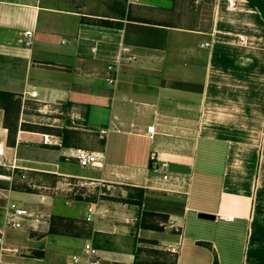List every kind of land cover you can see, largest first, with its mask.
<instances>
[{"label": "crops", "instance_id": "1", "mask_svg": "<svg viewBox=\"0 0 264 264\" xmlns=\"http://www.w3.org/2000/svg\"><path fill=\"white\" fill-rule=\"evenodd\" d=\"M195 3L0 0V225L31 212L0 264H87L88 241L97 264H264V0H212L205 21ZM63 177L93 184L56 193ZM90 204L106 213L86 224Z\"/></svg>", "mask_w": 264, "mask_h": 264}, {"label": "built area", "instance_id": "2", "mask_svg": "<svg viewBox=\"0 0 264 264\" xmlns=\"http://www.w3.org/2000/svg\"><path fill=\"white\" fill-rule=\"evenodd\" d=\"M32 32L26 31L24 32V36L27 37L29 40L24 41V45L27 48L32 46ZM204 47H209L208 43L203 44ZM135 61V57L128 52V49L122 47L119 51L113 56L111 62L107 65L106 71L108 72L109 76L106 79L108 85L112 87H116L118 84V74L120 67L123 64L132 63ZM29 97L35 99L37 97V92L32 91L29 94ZM147 132L149 134L153 133V128L148 127ZM107 131L100 130V135L105 136ZM43 144L44 145H51L52 142L48 140L47 136L43 137ZM55 145H60L57 141L54 143ZM71 158L76 160L78 166L82 169H91V168H98L102 165L103 157L95 152L87 151L83 148H75L71 151L70 155ZM151 167L154 171L162 172V179L167 180L168 175L166 174L167 170V163L159 162L154 154L150 156ZM15 167L8 168V172H10L9 176L0 175V179H11L12 172L14 171ZM93 181H87L84 179H80L78 177H63L60 185L56 188V193H66L70 196H77L79 190L90 187ZM106 210H101L97 204H90L85 212L84 222L86 224L94 223L98 217L105 214ZM31 217V212L25 208H21L16 206L15 204H10L5 209V214L3 218V223L0 225V254L4 251L2 247V238H3V230L6 228L12 229H20L23 227L24 222ZM166 252L170 254H178L179 246L176 244H169L165 247ZM83 254L89 259L87 264H97L94 260L98 256V250L95 249L91 242H86L82 248ZM15 252V251H13ZM72 264H77L78 258L73 256L71 258Z\"/></svg>", "mask_w": 264, "mask_h": 264}, {"label": "rangeland", "instance_id": "3", "mask_svg": "<svg viewBox=\"0 0 264 264\" xmlns=\"http://www.w3.org/2000/svg\"><path fill=\"white\" fill-rule=\"evenodd\" d=\"M189 1V0H187ZM195 1V0H194ZM197 3L192 4L193 13L197 16L202 15L203 21L207 20L210 16V8L212 0H196ZM204 23V22H203ZM136 198L138 195H135ZM149 220H154L153 217H150Z\"/></svg>", "mask_w": 264, "mask_h": 264}, {"label": "water", "instance_id": "4", "mask_svg": "<svg viewBox=\"0 0 264 264\" xmlns=\"http://www.w3.org/2000/svg\"><path fill=\"white\" fill-rule=\"evenodd\" d=\"M200 218H204V219H210L212 220L214 217L212 216H208V215H199Z\"/></svg>", "mask_w": 264, "mask_h": 264}, {"label": "trees", "instance_id": "5", "mask_svg": "<svg viewBox=\"0 0 264 264\" xmlns=\"http://www.w3.org/2000/svg\"><path fill=\"white\" fill-rule=\"evenodd\" d=\"M213 264H218V263H217V261H216V259H214V262H213Z\"/></svg>", "mask_w": 264, "mask_h": 264}]
</instances>
